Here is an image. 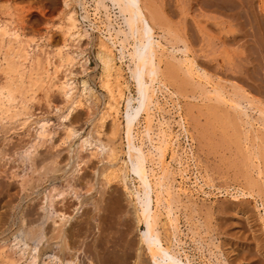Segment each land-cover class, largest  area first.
Here are the masks:
<instances>
[{
    "label": "bare ground",
    "instance_id": "obj_1",
    "mask_svg": "<svg viewBox=\"0 0 264 264\" xmlns=\"http://www.w3.org/2000/svg\"><path fill=\"white\" fill-rule=\"evenodd\" d=\"M30 1L34 3L37 0ZM61 2V13L63 14L60 18L61 23L59 21V25L57 24V29L61 32L60 34H62L63 40L62 44H60L61 46L57 45L58 47L53 49L52 52L44 49V46L46 47L47 43L45 44L38 40L25 38L26 35H24L23 32L25 19L20 13L22 11L29 12L32 9L31 5L27 7V9H24L25 7L23 8L22 6L20 7L17 6V4H11L7 1H5V4H1L5 13L7 12L6 14L9 15V19L0 18V53L3 54L0 61V69L3 71L7 80L0 86V118L2 120L3 118H6L8 121H20V128L23 126L28 127L33 124L34 121H31V116L34 113H31V110L29 111L27 101H31V99L36 96L35 92L38 91L39 88H41V90L45 89L46 96H48V93L56 88L54 81L56 78L59 80L58 73L65 68V71L67 72H65L61 80H59L60 82L58 81L59 84L57 89L62 94L61 97L63 96L62 98H65L67 104L65 113L60 115L62 117L61 120L68 119V123L63 124L64 127L61 129L62 132L59 140H61V145L68 144L69 152L71 150L72 154V148H75V146L77 147L78 144L73 141L78 133L77 128L72 124V121L76 116L74 112L86 105L85 103L88 100L87 94L92 91L88 89L89 87L84 79L81 81V89L77 88L78 86H76L74 82L71 69L75 64L77 57L75 56L76 54L74 55V53L72 54V52H70L71 49L69 50V48L72 45H69L73 44L78 45L79 47L84 42H96L95 45L97 46V50L95 54L101 65V72L98 78L100 86L103 88L105 99L102 107L96 112L97 117L94 115L96 117V119H94L96 120V123L93 129V134H91L90 137H88L89 135L85 137L82 136V140H79L82 143L80 144V151L77 156L78 160L77 162L76 160L74 162L76 167H73L74 171L79 174L82 170V165H87L88 162H92L93 164V159H98V165L96 170L94 169V174L90 179L86 180L88 184H90L89 182H93L95 190L91 193L88 192V196L80 201V203L86 202L87 204V202H89L93 205L94 208L91 209L92 214L90 218L91 220L93 219V221H88L86 225L89 235H94V232L95 235L96 232L98 233L93 241H89L92 243L91 247L88 245V247L91 248V257L88 260L90 261V264L125 263L121 253H119V256H116L117 258L108 255L110 246L108 245L109 242L107 239L104 242L102 241L103 236H106L104 234L108 232H105V228L102 227L101 223H98V221V224H94L95 216H97L96 218L99 222L100 220H103L104 222V218L108 217L106 213L107 207L103 203L107 192L106 187H110L109 185L113 182H121L122 185L128 189L127 192L129 195L132 198H135V202L132 205H134L133 208L137 224L144 226V228H142L143 230L139 231V246L138 251L134 256L135 260L133 264H195V262H193L194 259H192L181 247L182 240L179 237V223H177L178 217L175 215V208H177V203L181 201V195L188 196L190 193H193V191L197 192L199 189H202V185L199 182L197 172L194 174V180H191V182L189 181L190 185H184V182H186L185 180H190L189 157L186 155L184 157L178 152L177 146L179 145L178 139L180 134L174 132L170 122L165 119L164 116L162 119L160 116L156 117V112H162L163 110L158 93H161L162 96L164 93H168L172 97L173 95L176 96L177 93H183V90L186 91L189 85L194 86V84H196L201 87L202 93L205 94L206 97L209 95V97L215 100L210 107L211 113L216 112V110L218 111V109L221 108V104H228V107L236 113L235 118L238 119L239 122L241 121V124H248L250 127L257 125L264 129V98L262 97V94H264V77L261 68L259 70L257 67V71H259L257 74L260 77H256V90L258 91L260 98L253 99V97L251 98V96H249L247 89H244L241 86H234L233 90L229 91L225 84H222L219 81H214L212 76L197 63L188 43L180 35L174 32L175 29H173V31L167 27L165 17L152 0H61ZM232 4L233 3H231L230 6ZM73 5H75V8H73ZM39 6L37 9L42 12ZM76 7H78V9H76ZM258 8L260 7L258 6ZM15 12L20 13L15 14ZM16 16L19 20L13 19ZM246 17L247 16H245V18ZM50 27L52 28V26ZM156 28L163 30V34L156 36ZM95 33L98 35L94 42ZM252 33L251 37L254 36ZM166 34L170 36V39L167 38ZM42 37L43 36L39 37L40 40ZM50 37L51 36L48 34L44 39L49 41L51 40ZM229 37H226L223 40L224 44L230 42L231 39ZM162 39L167 42L170 41L171 45L167 46L166 43H163ZM32 45H34V47H32ZM4 49L5 51L2 52ZM225 52L227 55H230L229 50L226 49ZM53 58H56V60L54 59L53 61ZM215 66L217 69V64ZM124 71L127 73V76H125ZM131 84H133L135 90L136 97L134 98L126 95V92L130 90ZM172 86L175 88L173 89L174 91L170 88ZM207 86L209 89H207ZM18 98H20V101ZM50 102L52 101L50 100ZM124 102V112L122 113L121 106ZM177 105L179 104L176 103V106ZM246 105L250 106V108L257 112V118H253L247 109L244 110V106ZM87 108L89 110L90 107L87 106ZM120 115L122 116V121L120 120ZM20 116L23 118L21 117V120H16L17 117ZM141 116L143 119L142 121L144 122H142L143 125H140ZM184 116L180 113V116L178 115L180 120L177 121V123L182 131L187 134L186 116ZM109 118L111 121V128L106 135L108 142H104L100 135L104 133L103 127L105 123H108L106 120ZM48 124L47 121L42 120L40 130L38 131V129H36V131H38V135L36 134L37 137L41 136L44 138L51 134L47 130ZM38 126L39 125H37V128H39ZM121 131L125 134L124 147L126 150H124V152H122L120 149L121 146H118L115 141V138H117L116 136L120 134ZM246 131L248 132V129ZM120 137L121 136L119 135L118 138L121 139ZM257 138L258 137H256V139ZM123 143H121V145ZM255 143L256 142H254V144ZM260 144H262V142ZM57 145H53V148ZM30 146L35 149V145ZM254 149H256L253 151L255 155L251 154L249 158L256 159L254 163L257 161V172L260 175L262 174V171L260 170L262 164L260 163V153L258 152L259 146L257 145ZM83 150H88V152L84 155L82 152ZM186 150L187 149L184 151L185 153H187ZM262 150L263 147L260 148L261 152ZM28 152L29 151H27V153ZM58 153L59 152L50 153L49 155L44 154L39 160V162L43 164L41 166V170H43L40 174V184H43L44 182L47 183L49 178L57 176L60 178L66 177L68 182L73 180L69 185L71 187H76L80 180L86 179V177H84L83 173L80 177H77L74 175L73 170L71 176L70 174H67L68 170L64 169L65 172H63L64 170L58 166L60 164ZM121 154L125 155L126 159H123ZM168 154L170 156V161L166 162ZM191 154L190 156L193 157ZM33 155L29 156L31 161L34 158ZM68 158L70 160L73 157L70 156ZM49 159L51 166L45 165V161ZM171 161L176 163L175 167L171 165ZM67 164H69V162ZM75 164L73 166H75ZM61 170H63L61 174L55 175V173H58ZM177 178L181 180L178 181ZM131 179L134 184L132 187H128L127 182ZM208 182L211 184L207 182H204L203 184L209 186L213 184L211 180ZM261 184L264 188V182ZM247 186L248 190L240 188L239 186L236 188L234 187V198H237L238 196H252L256 186L259 190L258 181L255 179L253 180L250 178ZM67 189L65 191L63 188L53 187L51 190L49 189V191H46L47 189L44 188V190L36 192V195L42 194L40 199H44L43 203L45 204H43L44 206L42 209L44 210L48 203L53 209V214H43L45 218L39 229H33L34 223L30 228L23 225V227L25 226L22 232L23 236L19 238L14 236L9 242H6V240H8L6 238H3V241L0 240V264H73L71 262L73 260L72 258L71 261H66V255L65 257H62L65 261L58 256H54L61 254L60 252L69 255L68 253H71L73 250V239L70 238L68 244L64 243V239L67 235L71 237V235L74 234L69 232L70 229L66 227L68 222L73 218V214L68 213V211L71 206L73 208V198L76 196L79 199L80 196L75 194L74 191L72 193L71 191H67ZM200 191L204 192V190ZM240 203H242V201L238 202V204ZM77 209L78 208H76V210ZM42 212L44 213V211ZM162 215L164 216V219H161ZM2 216L0 215V217ZM4 219L2 221H4ZM21 222L23 224L24 220ZM10 223L12 222H9V224ZM9 224H7L8 227L11 225ZM5 226L2 227V229L0 228V234L9 232V228ZM95 228L97 229L96 231ZM180 232H182V230H180ZM8 235L11 234L8 233ZM8 235L6 236L8 237ZM50 237L57 238V241L59 239V249H56V246L54 247L56 250H60L59 253L57 251L58 254L49 255V253H47L51 246L49 245V243H51L49 242ZM33 238L38 239V242H41V245H30L29 240ZM54 241H52V243H54ZM110 244H112V241ZM116 244L118 245V243ZM86 251L88 252L89 250ZM84 254H86L85 251ZM144 254L148 257H145L146 255L144 256Z\"/></svg>",
    "mask_w": 264,
    "mask_h": 264
},
{
    "label": "rangeland",
    "instance_id": "obj_2",
    "mask_svg": "<svg viewBox=\"0 0 264 264\" xmlns=\"http://www.w3.org/2000/svg\"><path fill=\"white\" fill-rule=\"evenodd\" d=\"M5 1L11 4H17V6H22L23 8L25 7L24 9H27L30 5L32 6L29 12H15V14L20 13L25 19V24L23 25V32L24 35H26L25 38L38 40L45 44L47 43L44 49L50 52L58 46H61L60 44H62L63 40L62 34H60L61 32L57 29L59 21L61 23L60 18L63 14L61 13V0H37L34 3L30 0H0L1 19H9V15H7V12L5 13L1 7V4H5ZM152 1L161 10L166 19L167 27L172 30L175 29V31H173L188 43L197 63L212 76L214 81L225 84L229 91H232L234 86H241L247 89L251 98H260L256 90V77H260L257 74V72H259L257 71L258 68L259 70L261 68L264 77V0H238V2L237 0ZM231 3H233V6H230ZM38 6L42 12L37 9ZM258 6L260 8H258ZM73 8H75V5H73ZM76 9H78V7H76ZM245 16L247 17L245 18ZM13 19L19 20L17 16ZM50 26H52V28ZM160 30V28H156V36L163 34V30H161L162 33ZM251 33L254 35L253 37H251ZM46 34L51 36V40L46 41L44 39L45 36H47ZM97 35L98 34L95 33L94 42ZM41 36H43V40H40L39 37ZM166 36L170 39L169 35L166 34ZM226 37L231 39L228 44H224L223 42ZM162 41L166 43L167 46L171 45L170 41L167 42L164 39H162ZM95 43L84 42L79 47L78 45H69H72L69 48V50L71 49L70 52H72V54L74 53V55L76 54L75 56L77 57L74 66L71 68L74 82L76 86H78L77 88L81 89V81L84 79L87 82L88 89L92 91L88 92L89 94L91 93V97L87 94L88 100L84 106L86 108H79L74 112L76 116L72 124L77 128L78 133L73 141L78 144L77 147L75 146L76 149L74 147L72 148V154L71 150L69 152L68 144L61 145V140H59L62 132L61 129L64 127L63 124L68 123V119L61 120L62 117L60 115L65 113L67 104L65 98L63 99V96L61 97L62 94L57 89L60 82L59 80H61L64 73L67 72L65 68L58 73L59 80L56 78L54 81L56 88L51 90L48 96H46L45 89L41 90V88H39L38 91L35 92V99L32 98L31 101H27L29 111L31 110V113H34L31 116V121H34L33 124L28 127L23 126L20 128V121H8L6 118H3V120L0 118L2 121H0V215H3L0 217V228L2 229L5 225V227H8L7 224H9V222H14L13 224L10 223L11 225L9 224L10 227H8V233L11 235H8L7 232L5 233L9 238L5 234H0V240L3 241V238H6L8 239H5L6 242H9L14 236L18 238L23 236L22 232L25 226L30 228L33 223V229H39L45 218L43 214H53V209L48 203L45 209H42L44 206L43 204H45L43 203L44 199H40L42 194L36 195L37 191L44 190V188L47 189L46 191H49V189L51 190L53 187L63 188L66 191L68 188L67 191H71V193L74 191L75 194L80 196V200L76 196L73 198V208L71 206L68 211V213L73 214V218L68 222L66 227L70 229L69 232L74 234L71 235V237L67 235L65 238L67 241L64 239V243L67 244L68 241L70 242V238L73 239L72 254L68 253L69 255H67L60 252V250H56L59 249V239L57 241V238L52 237L49 238V242H51L49 245L51 246L47 253H49V255H54L60 252L61 254L54 256H58L64 260L62 257L66 255V261H71L73 259L71 261L73 264H90L88 259L91 257V248L89 247H91L92 242L89 241H93L94 237L98 234L96 232L95 235L94 232V235H89L86 225V223L91 220V209L94 208L93 205L89 202H87V204L86 202L80 203L81 199L86 198L89 193L95 190L93 182H89L90 184H88L86 180L90 179L94 174L98 165V159H93V164L92 162H88L87 165H82V170L79 174L74 171L76 167L74 162L78 160L77 156L80 151V144L82 143L79 140H82L83 137L88 135V137H90V135L93 134L96 123L94 119L97 117L96 112L102 107L105 99L104 91L100 86L98 78L101 72V65L95 54L97 50ZM32 47H34V45H32ZM226 49L230 51V55H227L225 52ZM4 51L5 49L2 50V52ZM1 54L2 53H0V55ZM2 56L3 54L0 56V61ZM54 59L56 60V58H53V61ZM216 64L218 66L217 69L215 66ZM124 74L127 76L125 71ZM6 81L3 71L0 69V86ZM195 85L196 84H194V86L189 85L186 91L183 90V93H177L176 96L173 95L172 97L168 93H164V97L161 93H158L163 110L162 112H156V117L160 116L162 119L164 116L165 119L170 122L174 132L180 134L178 139L179 145L177 144L178 152L184 157L185 155L189 157L190 180H185L186 182H184V185H190L191 180H194V174H196V172L199 182L202 185V189L198 188L199 191L190 193L192 195H181V201L177 203V208H175V215L178 217L177 223H179V237L182 240L181 247L192 259H194L193 262H195V264H202L203 262L206 264H264V188L261 184L264 182V129L257 125H254V128V126L250 127L248 124H241V121L239 122V120L235 118L236 113L228 107V104H226L227 106L224 103L221 104V108L218 109V111L216 110V112L211 113L210 107L215 100L209 97V95L206 97V95L202 93L201 87ZM170 88L172 91L175 89L174 86ZM207 89H209L208 86ZM126 95L132 96V98L136 97L133 84L130 85V90L126 92ZM262 97L264 98V94H262ZM18 100L20 101V98H18ZM50 100L52 102H50ZM176 103L179 105L176 106ZM124 104L125 102L121 106L122 113L124 112ZM87 106L90 107L89 110ZM245 109H247L253 118H257L258 115L254 109L250 108L248 105L244 106V110ZM180 113L186 116L184 117L188 129L187 134L182 131L177 123V121L180 120L178 117ZM21 117L22 116L17 117L16 120H21L23 118ZM42 120L49 123L47 130L51 133L44 138L41 136L37 137ZM107 120L106 122L108 123H105L103 127L104 133L100 135L104 142H108L106 135L111 128L110 118ZM120 120L122 121L121 115ZM142 120L141 116L140 125L144 123ZM37 125H39V128H37ZM36 129H38V131H36ZM247 129L249 133L246 131ZM122 132L123 131L116 136L117 138H115V141L118 146H121L120 149L122 152H124V150H126L124 147L125 134ZM119 135L121 139L118 138ZM256 137H258V140ZM253 141L257 144H254ZM261 142L263 145L260 144ZM121 143L123 144L121 145ZM30 145H35V149ZM53 145L57 146L53 148ZM257 145L259 146L258 152L260 155H258L261 160L260 163L262 164H260V170L262 171L260 175L257 172V161L254 163L256 159L252 158V160L249 158L251 154H254L253 151L256 150L254 148ZM262 147L263 150L261 152L260 148ZM185 149H187V153L184 152ZM27 151L29 152L27 153ZM57 152H59L58 160H60V164L58 166L60 168L68 170L67 174H70V176L73 170L74 175L77 177H80L82 173L84 177H86V179H81L76 187H71L69 185L73 180L68 182L66 177L60 178L57 176L51 177L52 179L49 178L47 183L42 182L43 184H40V174L43 170H41V166L43 164H41L39 160L44 154L49 155L50 153ZM82 152L85 155L88 150H83ZM69 154L73 157L70 160L68 158L70 157ZM123 154H121V157L126 159ZM190 154L193 155V157L190 156ZM30 155L34 157L32 161L29 158ZM167 161H170L169 154L166 157V162ZM68 162L69 164H67ZM74 164L75 166H73ZM45 165L51 166L50 159L45 161ZM171 165L175 167L176 163L171 161ZM63 170L55 173V175L61 174ZM63 172H65V170ZM249 177L258 181L259 190L256 186L252 196H238L234 198L236 187L239 186L240 188L248 190L247 185L250 179ZM177 180L180 181L181 179L177 178ZM209 180L213 183L212 185L203 184L204 182L209 183ZM133 184L132 179L130 181L128 180V187H132ZM109 186L110 187H106L107 192L104 198L105 201L103 202L107 207L106 213L108 217H106L108 219L104 218V222L103 220L99 222L96 218L97 216H95L94 224L101 223V226L106 230L105 232H108L104 234L106 236H103L102 239L103 242L106 239L109 242L108 255L117 258L116 256H119V253H121V255H123L122 258L125 260L123 264H133L135 260L134 256L139 246V231L143 230L142 228H144V226L138 225L135 220L134 205H132L135 202V198L129 195L127 192L128 189H126L121 182H113ZM200 190H204V192ZM239 201H242V203L238 204ZM76 208L78 209L76 210ZM42 211H44V213ZM162 218L164 219L163 215L161 216V219ZM3 219L5 222L2 221ZM22 220H24L23 224L21 222ZM91 221H93V219ZM23 225L25 226L23 227ZM96 228L95 231L97 230ZM180 230H182V232H180ZM31 240H29L30 245H41L38 239L33 238ZM51 240L54 241V243H52ZM111 241L112 244H110ZM116 243H118V245ZM74 248L78 249L76 250ZM84 251L86 254H84ZM145 255L146 254H144V256ZM145 257L148 256L146 255Z\"/></svg>",
    "mask_w": 264,
    "mask_h": 264
}]
</instances>
